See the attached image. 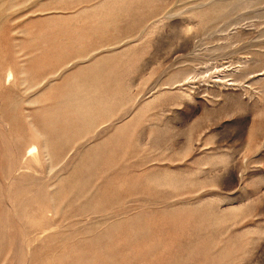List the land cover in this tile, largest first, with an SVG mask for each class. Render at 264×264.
Instances as JSON below:
<instances>
[{
    "label": "rangeland",
    "instance_id": "obj_1",
    "mask_svg": "<svg viewBox=\"0 0 264 264\" xmlns=\"http://www.w3.org/2000/svg\"><path fill=\"white\" fill-rule=\"evenodd\" d=\"M0 264H264V0H0Z\"/></svg>",
    "mask_w": 264,
    "mask_h": 264
},
{
    "label": "bare ground",
    "instance_id": "obj_2",
    "mask_svg": "<svg viewBox=\"0 0 264 264\" xmlns=\"http://www.w3.org/2000/svg\"><path fill=\"white\" fill-rule=\"evenodd\" d=\"M25 78V77H24ZM44 142V140H42ZM49 152V151H48Z\"/></svg>",
    "mask_w": 264,
    "mask_h": 264
}]
</instances>
